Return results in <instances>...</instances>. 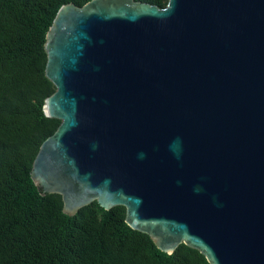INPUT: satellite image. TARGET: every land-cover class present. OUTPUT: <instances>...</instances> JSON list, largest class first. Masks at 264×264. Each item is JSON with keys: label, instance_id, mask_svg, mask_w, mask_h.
<instances>
[{"label": "water", "instance_id": "water-1", "mask_svg": "<svg viewBox=\"0 0 264 264\" xmlns=\"http://www.w3.org/2000/svg\"><path fill=\"white\" fill-rule=\"evenodd\" d=\"M44 52L41 196L123 207L167 255L264 264V0L68 3Z\"/></svg>", "mask_w": 264, "mask_h": 264}, {"label": "trees", "instance_id": "trees-1", "mask_svg": "<svg viewBox=\"0 0 264 264\" xmlns=\"http://www.w3.org/2000/svg\"><path fill=\"white\" fill-rule=\"evenodd\" d=\"M89 1L0 0V264H208L183 244L160 252L125 224L123 207L93 202L69 217L61 197L41 196L30 178L41 143L60 124L42 110L54 92L44 75L46 32L62 5Z\"/></svg>", "mask_w": 264, "mask_h": 264}]
</instances>
